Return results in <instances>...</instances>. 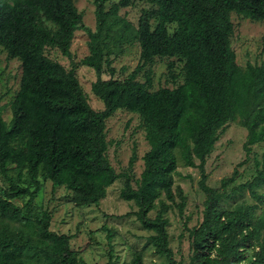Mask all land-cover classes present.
I'll return each mask as SVG.
<instances>
[{"label": "trees", "instance_id": "16d2710c", "mask_svg": "<svg viewBox=\"0 0 264 264\" xmlns=\"http://www.w3.org/2000/svg\"><path fill=\"white\" fill-rule=\"evenodd\" d=\"M109 1L93 0L92 30L75 0H0V48L22 69L9 122L0 105V174L9 183L0 191V264H83L71 247L73 237L52 231V215L33 202L51 182L54 189L71 191L76 207L99 206L120 179V197L136 204L143 230L153 233L143 250L152 246L168 264H182L170 247L166 218L173 206L181 215L186 207L184 191L173 189L179 156L185 166L200 170L206 195L203 220L190 231V264H264V209L256 215L264 204L258 191L264 187V154L255 160V176L240 185L234 175L212 188L205 173L219 131L229 123L247 130V153L264 143V63L240 67L231 46V14L264 21V0H141L150 8L142 11L137 26L120 15L134 2L120 0L107 9ZM80 30L89 38V55L80 64L99 76L92 91L103 101V111L91 108L74 70L45 55L54 47L72 60V41ZM131 41L140 46V64L122 79L112 57ZM157 58L182 63L180 75L173 73L175 63L170 65L173 82L181 76L182 83L153 91L151 70L146 82H139L138 74ZM118 110L140 116L150 146L135 181L118 174L108 160L106 124ZM136 158L134 153L130 168ZM242 191L257 205L222 206ZM25 198L23 206L15 203ZM7 221L23 228L13 229ZM131 264H144L142 253Z\"/></svg>", "mask_w": 264, "mask_h": 264}, {"label": "rangeland", "instance_id": "374dc122", "mask_svg": "<svg viewBox=\"0 0 264 264\" xmlns=\"http://www.w3.org/2000/svg\"><path fill=\"white\" fill-rule=\"evenodd\" d=\"M120 0H110L107 9ZM134 6L122 8L120 15L135 26L144 9L150 5L141 0H131ZM78 11L83 15L86 27L95 30V6L93 0H75ZM234 24V33L231 37V46L236 53L237 64L245 68L248 63L261 65L264 63V21H252L236 13L231 14ZM171 31V29H170ZM89 38L86 32L80 30L75 33L72 41V60L64 56L57 48L47 47L45 55L61 64L67 71L74 70L77 79L87 97L88 103L95 111H103L105 105L92 91V85L98 80L94 69L80 64L89 55ZM141 49L136 41L123 46L122 53L113 56V66L117 76L126 78L140 64ZM174 64L173 73L181 74L182 63L176 58H157L151 66L145 67L137 77L145 83L146 73L151 70L153 91L161 87L175 88L182 83L180 76L173 82L170 75V65ZM76 65V66H75ZM21 62L11 59L0 48V105L4 107V119L9 122L12 117L11 103L19 90L21 80ZM102 78H108L104 74ZM248 132L237 122H231L219 131V139L214 150L207 157L205 173L207 185L212 188L221 187L224 179L235 176V185H240L255 176V160H261L264 154V143L252 147L247 153L245 143ZM106 139L109 142L107 151L108 160L118 174L127 173L134 181L140 179L144 170L143 157L150 146L146 140L145 130L138 114L127 110H118L107 120ZM137 158L130 168L133 154ZM200 162L196 160V164ZM235 172L237 174H235ZM15 177V173L11 174ZM201 172L198 168L185 166L179 156V166L174 175V191L181 188L186 196V207L181 215L176 206L166 214L170 224L168 227L170 247L174 258L182 264H190L191 237L190 231L198 227L203 220L204 202L206 195L200 189ZM9 183L0 174V191L7 188ZM124 186V179L117 180L107 191V196L99 206L78 208L72 203V192L65 187L54 189L51 182H45L41 192L37 195L33 205L52 215L51 230L58 234L72 236L71 247L78 252L83 264H131L136 253H142L144 264H168L165 257L154 254L151 246L147 250L143 247L152 232L143 230L135 213L138 207L134 202H128L120 197ZM231 187L228 188V192ZM264 194V187L258 190ZM167 203L165 197L162 198ZM28 199H16L19 206ZM179 202V199H177ZM158 205V201L156 202ZM257 205L248 191H242L232 199L224 200L222 206L234 210L237 205ZM158 208H156L157 210ZM264 204L256 209L260 215ZM156 210L149 216L155 217ZM11 228H23L22 225L7 221ZM109 233L113 234L109 240Z\"/></svg>", "mask_w": 264, "mask_h": 264}]
</instances>
